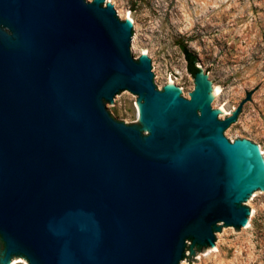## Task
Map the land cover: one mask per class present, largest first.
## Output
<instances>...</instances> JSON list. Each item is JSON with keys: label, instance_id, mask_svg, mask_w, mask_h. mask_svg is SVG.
I'll return each mask as SVG.
<instances>
[{"label": "water", "instance_id": "obj_1", "mask_svg": "<svg viewBox=\"0 0 264 264\" xmlns=\"http://www.w3.org/2000/svg\"><path fill=\"white\" fill-rule=\"evenodd\" d=\"M136 31L108 0H0V264H186L248 230L250 95L223 118L198 65L189 98L161 89ZM134 95L141 128L109 108Z\"/></svg>", "mask_w": 264, "mask_h": 264}, {"label": "rangeland", "instance_id": "obj_2", "mask_svg": "<svg viewBox=\"0 0 264 264\" xmlns=\"http://www.w3.org/2000/svg\"><path fill=\"white\" fill-rule=\"evenodd\" d=\"M108 1L131 19L137 30L134 56L138 60L146 54L156 64L161 89L171 78L187 98L195 89L184 44L197 54L201 72L218 89L214 109L223 118L250 95L240 111L248 105L244 122L228 139L261 146L264 159V0ZM139 102L137 95L122 97L109 108L119 121L141 128ZM247 207L253 213L248 230L240 234L221 226L226 233L215 235L218 249L199 253L188 245L186 264H264V194ZM11 261L29 264L21 254Z\"/></svg>", "mask_w": 264, "mask_h": 264}, {"label": "trees", "instance_id": "obj_3", "mask_svg": "<svg viewBox=\"0 0 264 264\" xmlns=\"http://www.w3.org/2000/svg\"><path fill=\"white\" fill-rule=\"evenodd\" d=\"M181 48L183 50V53L185 55V59L187 61V68L190 73H192L194 76L199 71V68L197 66L199 57L196 53L192 52L188 49V47L184 44H181Z\"/></svg>", "mask_w": 264, "mask_h": 264}, {"label": "bare ground", "instance_id": "obj_4", "mask_svg": "<svg viewBox=\"0 0 264 264\" xmlns=\"http://www.w3.org/2000/svg\"><path fill=\"white\" fill-rule=\"evenodd\" d=\"M128 20L131 22V19H128ZM167 87H170V88H177V89L181 92V89L178 88V87L175 85V82L173 81L172 78L169 80ZM217 94H218V89L215 88V89H214V96H216ZM138 110H139V112H140V105H138ZM227 113H228V112H227ZM241 143H243V142H238V143L236 144V146L239 145V144H241ZM245 143L250 144L248 141H245ZM250 145H251V144H250ZM258 150H259V152H260V154H261V153H262L261 146L258 147ZM261 156H262V154H261Z\"/></svg>", "mask_w": 264, "mask_h": 264}]
</instances>
